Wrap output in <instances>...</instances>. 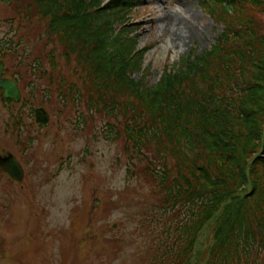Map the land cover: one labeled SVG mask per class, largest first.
Wrapping results in <instances>:
<instances>
[{
	"label": "trees",
	"instance_id": "16d2710c",
	"mask_svg": "<svg viewBox=\"0 0 264 264\" xmlns=\"http://www.w3.org/2000/svg\"><path fill=\"white\" fill-rule=\"evenodd\" d=\"M2 1L28 22L35 14L64 11L83 18L66 23L54 36L47 33L62 46L67 61L75 55L80 71L78 83L71 81L60 97L61 106H82L85 98L88 114L106 117L105 139L122 138L127 175L150 183L147 198L153 199L141 203L137 216L146 238L140 264H264V0H203L224 30L210 50L182 55V66L165 69L153 87L130 77L135 48L112 59L99 56L107 38L88 41L93 21L86 16L92 9L105 16L114 8L136 7L139 0H111L107 6L103 0ZM14 20H5L10 30L0 37V57L17 55L37 81L48 74L45 88L40 83L30 87L42 89L48 100L53 74L44 70L39 56H30L19 32L22 21L16 28ZM46 55L54 69L56 50ZM18 73L12 77L25 81ZM0 97L14 103L1 87ZM79 114L75 126L81 128L86 121ZM252 181L232 214L222 208ZM215 222V241L201 257L199 239Z\"/></svg>",
	"mask_w": 264,
	"mask_h": 264
},
{
	"label": "rangeland",
	"instance_id": "374dc122",
	"mask_svg": "<svg viewBox=\"0 0 264 264\" xmlns=\"http://www.w3.org/2000/svg\"><path fill=\"white\" fill-rule=\"evenodd\" d=\"M108 1L103 0L102 6ZM15 12L12 4L0 0V37L10 30L6 19L13 17L16 28L22 21L19 32L26 38L30 56L41 58L44 70L53 74V85L48 87V100L42 89L36 87L32 92V84L48 85V74L44 72L37 81L17 55L3 57L5 76L18 72L24 76L19 85L26 102L9 103L0 97V154L13 152L25 177L12 180L0 168V264H140L146 238L137 216L141 203L153 199L147 198L150 183L141 176L127 175L128 155L123 152L122 138L105 139L102 126L106 117L88 114L85 98L82 106H61L64 92L71 81L78 83L80 71L75 69V55L67 61L62 46L52 42L47 33L52 31L54 36L66 23L83 18L64 11L40 18L35 14L28 22ZM175 14L184 17L185 41L179 45L170 40L172 18L165 21V16ZM86 17L93 21L88 41L107 38L99 56L113 59L135 48L130 77L144 87L155 86L165 69L181 67L182 55L210 50L224 30L209 15L203 0H139V5L130 9L114 8L105 16L92 9ZM47 50H56L54 69ZM39 106L50 114L45 124L36 123L35 114H31V109ZM79 112L86 121L81 128L75 126ZM252 186L253 181L222 208H230L232 214ZM218 224L209 223L203 231L199 256L215 241ZM188 264L195 262L189 260Z\"/></svg>",
	"mask_w": 264,
	"mask_h": 264
},
{
	"label": "water",
	"instance_id": "95a60500",
	"mask_svg": "<svg viewBox=\"0 0 264 264\" xmlns=\"http://www.w3.org/2000/svg\"><path fill=\"white\" fill-rule=\"evenodd\" d=\"M5 63L0 58V87L3 89V95L6 98H12L15 102L21 101L22 93L18 82L3 75ZM35 122L47 123L50 120V114L45 107L39 106L35 109ZM0 167L7 171L10 176L18 181L24 179V168L17 160L16 156L9 152L6 156H0Z\"/></svg>",
	"mask_w": 264,
	"mask_h": 264
},
{
	"label": "bare ground",
	"instance_id": "6f19581e",
	"mask_svg": "<svg viewBox=\"0 0 264 264\" xmlns=\"http://www.w3.org/2000/svg\"><path fill=\"white\" fill-rule=\"evenodd\" d=\"M172 18V24L170 26V40L173 43L181 44L182 41H185L184 27L182 26V17L180 15H168L165 16V21Z\"/></svg>",
	"mask_w": 264,
	"mask_h": 264
},
{
	"label": "flooded vegetation",
	"instance_id": "af4514ba",
	"mask_svg": "<svg viewBox=\"0 0 264 264\" xmlns=\"http://www.w3.org/2000/svg\"><path fill=\"white\" fill-rule=\"evenodd\" d=\"M5 155V154H4ZM5 173H7V172H5ZM7 175L10 177V175L7 173ZM11 178V177H10ZM12 179V178H11ZM13 180V179H12Z\"/></svg>",
	"mask_w": 264,
	"mask_h": 264
}]
</instances>
